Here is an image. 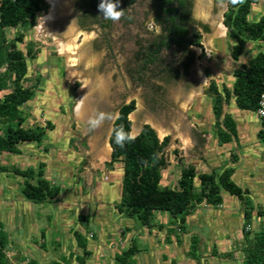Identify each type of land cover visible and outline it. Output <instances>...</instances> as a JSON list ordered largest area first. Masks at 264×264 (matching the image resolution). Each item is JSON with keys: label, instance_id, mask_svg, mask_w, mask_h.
I'll list each match as a JSON object with an SVG mask.
<instances>
[{"label": "rangeland", "instance_id": "1", "mask_svg": "<svg viewBox=\"0 0 264 264\" xmlns=\"http://www.w3.org/2000/svg\"><path fill=\"white\" fill-rule=\"evenodd\" d=\"M49 1L43 0L46 8L36 18L32 28L10 30L7 34L10 39L18 35L23 36V42L17 43L16 47L25 55L27 50H32V57L26 56L27 73L23 85L33 92V98L22 107L26 118L24 127L45 126V122L49 121L54 129L46 132L41 144L27 143L20 146L21 154L18 156L0 154V169H36L38 163L42 162L45 164V179L52 186L59 187L60 192L55 202L34 204L21 194L22 178L0 171V223L8 238L15 239L8 243L5 251L8 264H27L30 260L49 264L51 260H60L58 253L56 254L59 250L58 244L53 240V235L47 236V241L39 240V232L48 224V217L55 219L57 225L61 222L65 229L71 227L80 232L90 245L101 238L103 228L112 230L128 227L135 234H139L142 231L140 224L136 220L120 216L114 208L119 202L122 163L118 161L109 164V139L118 109L134 102V111L128 116L131 123L129 134L133 138L139 135L145 125L155 131L160 141L165 137L169 138L164 148L168 165L160 172V187L175 189L182 169V152L179 147L182 144L188 146L192 142H196L195 148L201 146L207 139L202 138L204 133H199V129L194 125L198 122L200 126L207 128L211 122L214 123L212 95L208 91L209 81L227 86L229 82H233V71L248 59V54L244 51L239 62L234 63L229 54L231 42L226 36V29L223 36L216 31V25L222 24L223 14L227 10V0H206L205 17L199 16L197 0H193L194 18L205 25L208 32L196 40L202 49L195 48L196 59L192 65L186 67L183 65V59L177 54L165 56L153 66L142 65L140 54L154 33L149 27L150 16L140 14L142 10L137 9V16L131 22H113L112 29L104 34L94 23H87L83 18L90 5L99 0H72L68 23L74 28L77 45L84 43L83 52L90 54L93 60L89 73L86 70L87 62L74 72L85 77L93 74L92 77L107 79L109 84L103 114L110 115L111 118L105 119L99 128L89 132L87 122L80 123L74 114L81 83L77 78H68L70 64L60 55V47L57 44L61 40L53 35L48 27L43 26V19L50 13ZM263 13L264 0H256L248 19L255 22ZM79 25L83 26V29H80ZM247 44L248 51L260 48L264 50V46L259 43ZM201 77L204 78V84ZM11 89V82L7 81V90L0 92V99ZM228 113L236 116L240 129L245 127L248 135L243 136L241 131L237 144L219 145L217 139L215 143L208 140L218 151L217 160L222 166H231L230 153L238 158L235 180L238 187L251 192L248 198L255 210L251 224L246 228L250 233L249 238H252L264 228V225L257 221V212L264 213V183L256 186L254 182V179L264 178V144L256 139L260 125L254 112L241 111L233 104L228 107ZM213 131L214 126L211 129V132ZM195 185L198 186L197 181ZM221 196L226 199L223 207L227 214L232 211L231 216H234L231 218L232 223H227L229 231L225 232L232 245L226 263L242 264L244 249L247 246L242 233V213L234 211L237 202L235 197L224 191ZM203 210L200 208L199 212ZM9 212L40 219L37 220L38 232L34 235L38 239L37 242L31 238H28V241L16 239L17 234L23 236L22 230L18 231L15 226L8 224ZM77 216L89 219L87 229L80 227ZM154 216L155 225H163V230L159 232L154 228V237L150 241L165 242L167 230L172 228L175 233L170 235L171 241L180 239L190 243V238L195 233L192 225L182 233L178 230L177 223L171 221L167 214L156 211ZM228 218L229 216L226 220L230 221ZM89 233L95 236L94 240L89 238ZM57 235L63 248L68 249L66 232ZM139 236L142 237L143 234ZM70 239L74 241L72 236ZM139 239L149 241L148 238ZM204 239L201 241H211L209 238ZM35 243L42 244L46 253L40 250L39 246H35ZM144 246V251H148L139 255L137 261L157 264L151 257L150 245L149 248ZM160 249L166 253L172 248L164 245ZM153 252L158 253L156 249H153ZM146 255L149 258L144 259Z\"/></svg>", "mask_w": 264, "mask_h": 264}, {"label": "trees", "instance_id": "2", "mask_svg": "<svg viewBox=\"0 0 264 264\" xmlns=\"http://www.w3.org/2000/svg\"><path fill=\"white\" fill-rule=\"evenodd\" d=\"M256 0H227V10L223 14L222 25L226 28V36L231 42L229 47L230 58L234 63L239 62L248 42L259 43L264 46V13L255 22H250L248 17ZM46 8L43 0H0V92L7 90V81L11 82L12 89L0 99V154L18 156L20 146L27 143L41 144L46 132L53 131L51 122L45 126L25 128V115L22 107L33 98V92L24 87L23 81L27 73L26 56L32 57L29 49L26 55L17 49L16 44L23 42V36L18 35L10 39L7 31L32 28L36 18ZM158 13L156 21H160ZM204 31L208 32L207 27ZM197 48L202 49L199 43ZM233 84L231 89L222 86L219 91L217 84L210 80L208 91L212 95V114L214 116V132L218 143L228 144L236 140V125L232 117L223 114V105H228L233 99L235 106L246 112H254L261 93L264 92V50L258 49L257 53L246 65L242 64L232 74ZM135 104L130 102L119 108L113 122L109 145L111 147V162L122 163V179L120 199L115 205L117 214L136 220L142 227L152 229L156 227L163 230V225H155L154 212L167 214L170 220L177 223V228L182 233L186 232V219L192 214L193 209L205 204L218 207L222 204L221 192L224 191L235 197L241 205L243 216L242 233L247 241L244 249L242 264H264V228L249 238L250 233L246 228L251 224L254 207L248 198L249 192L242 190L232 180V168L223 170L220 174L197 173L192 166L183 167L175 189L161 188L160 172L168 165L164 157V148L169 138L159 140L155 131L148 125L142 127L138 136L119 148L114 143V129L123 126L126 133H130L131 123L128 119L134 111ZM257 138L264 143L263 128L257 133ZM232 162L236 159L231 157ZM1 172L12 174L23 179L21 194L34 203L55 202L60 189L52 186L45 179V164L40 162L35 168L21 170L3 167ZM198 182V188L195 181ZM259 216L264 213L257 212ZM79 222L85 218L78 217ZM175 229L167 230L166 241L169 243L170 235ZM43 238V232L41 233ZM73 238L81 254L75 256L76 264H85L90 256L87 250V241L84 236L74 232ZM177 241H181L177 239ZM8 237L0 223V264H8L6 248ZM198 239L190 238L188 256L196 257ZM40 249L44 250L41 244ZM137 249L130 245L126 250L116 255L115 264H136L132 257ZM27 264H38L30 260ZM52 264H64V261H54ZM172 264L175 262L172 261Z\"/></svg>", "mask_w": 264, "mask_h": 264}, {"label": "crops", "instance_id": "3", "mask_svg": "<svg viewBox=\"0 0 264 264\" xmlns=\"http://www.w3.org/2000/svg\"><path fill=\"white\" fill-rule=\"evenodd\" d=\"M248 46L249 44L246 45V48L244 50L248 54L247 62L251 58H253L258 51L257 49H252L248 51L247 50ZM247 62L244 65H246ZM216 84L219 88V91L221 92L223 85H219V83H216ZM232 84L233 82L232 83L229 82L227 86L226 85L224 86L230 90ZM233 104H234V100L232 99L228 105L224 104L223 109H222V113L230 115L236 125V140L231 141L228 144H231V143L237 144L240 139L241 131H242L243 136L248 135L247 134L248 130L245 127H242V130L240 129V125L238 123V120L236 119V116L234 114L231 115L228 113V107ZM213 124L214 123L211 122L207 128L200 126L198 122L194 125L195 128L199 129L198 130L199 133L201 132L204 133L202 134V138H206L207 140L198 148H195L196 142H192L188 146L182 144V146L179 147V150L182 152L180 155V158L182 159L181 160L182 168L187 167V166H192L194 167L197 173H206V174L211 173V172L220 174L223 170L227 168H232L234 172L231 176V180L237 185L235 176L237 174L236 165L238 164V158L233 153H230L229 161L231 163V166H226V165L222 166L219 163V161L217 160L218 154H216L218 153V151H216V149L214 148V145H212L211 142L208 140V139H210L211 141L213 140L215 143V140L217 139L216 133L214 131L211 132L212 126H214ZM259 125L261 129L262 125L260 121H259ZM256 139L258 140L257 134H256ZM228 144H223V145H228ZM232 156L235 157L236 159L235 162H232V159H231ZM262 167H264V162L262 163ZM250 177L253 178L252 175ZM254 182H255V185L258 186V184H260L261 182L262 184L264 183V178L254 179ZM119 188L121 189V186ZM196 188H198V186H196ZM243 190H247L249 192L250 195H248V197L251 196V192L248 189H243ZM119 199H120V196H118V200ZM222 200H223L222 204L218 207H212L208 205H206L207 207L202 206L204 203L196 206L193 209L192 214L188 216L186 219V228L192 225V229L195 230L194 235L198 239L195 259H192L188 256L190 243L188 244L186 241H176V242L170 241L169 243L167 241L165 242L150 241L154 237L152 236L153 234L152 232H153V229L156 227L148 230L140 225V227L142 228V231L139 232V234H135L128 227H125L123 229L113 228L112 230L103 228L101 232V236H100L101 238L98 237L99 240L94 241L93 245H90L89 241L85 237L87 241V250L90 253V256L87 258L85 264H88V263L89 264H115V261H114L115 256L120 254L122 251L126 250L130 245H134L137 249L136 254L132 257V260L136 264H147V263H142V262L137 261L139 255L143 254V252L145 251H148L146 249L144 251V248H143V246L147 244L148 245L144 247L149 248V245H150L151 250H152L150 252L151 257H153V259L157 261V264H160V263L172 264V261L175 262V264H227L226 259L230 256L229 251L231 250L232 245H231V241H228V236L226 235L225 232L229 231L227 228V223L231 222L232 221L231 218L234 216L233 215L231 216L232 211H230V214L228 213L229 215L227 214V211L223 207L225 205L226 199L222 197ZM200 208H203L204 210L199 212ZM100 209H101V206H100ZM234 211L236 212L238 211L242 213L241 205L238 200L234 207ZM9 213L7 214L8 224L13 227L15 226L18 231L22 230L23 236H20L17 234L16 239H18L19 241H28V238H31V240L33 239L35 242H37L38 239L34 237V235L37 234L38 232L37 220L40 221V219L37 218L36 220L33 216L26 217L22 215L20 216L15 215L12 212L10 214ZM227 216H229L230 219L229 218L228 219L230 221L226 220ZM78 217H82V216L76 217V220L80 224V227L84 226L87 229L89 219L86 217H83L85 218V221L79 222ZM55 222H56L55 219L52 220L48 217L47 218L48 224L39 232L40 233L39 240L47 241V236L53 235V240H56L58 244L59 250L56 251V254L58 253L60 260H51L49 264H52V262L54 261H64V262H69V264H76L75 256L80 255L81 251L76 246L75 240L73 238V233L76 232L80 234V232L74 231L71 227L68 229H65L66 227H64L61 222L59 224L61 226L59 227V225H57ZM133 224L135 226V223ZM42 232H43V238H41ZM60 232H61V235L66 232L65 239L68 245V249L66 250L63 248V245L60 242L61 240L59 236L57 235ZM141 234H143L142 237L139 236ZM31 235L34 238L31 237ZM87 235L89 236L90 239L94 240L95 236L92 233H89ZM70 236H72L74 241L70 239ZM22 237H24L25 240H23ZM139 238H142V239L148 238L149 241H139L140 240ZM204 238H209V240L211 241H201V239L205 240ZM14 240L15 239L13 238H8V243H11L10 241H14ZM40 245H37L35 243V246L40 247ZM164 245H167L171 247L172 249L171 250L168 249V252L163 253L162 249L160 248H162ZM153 249H156L158 253L155 254L156 252H153ZM43 251L46 253L45 250ZM145 258L147 259L149 257L146 255L144 259Z\"/></svg>", "mask_w": 264, "mask_h": 264}, {"label": "flooded vegetation", "instance_id": "4", "mask_svg": "<svg viewBox=\"0 0 264 264\" xmlns=\"http://www.w3.org/2000/svg\"><path fill=\"white\" fill-rule=\"evenodd\" d=\"M90 5L89 10L84 12V21L95 24L99 31L104 34L113 27V22H107L100 17L97 11V4ZM137 9L142 10L140 14L150 16L149 27L153 30V36L147 40L142 49L143 66H153L163 57L172 54L179 55L183 59L184 67L190 66L196 59L195 43L203 34L205 25L199 23L193 14V0H166L156 2L154 0H120L118 10L124 11L118 22H131L137 16ZM160 14L161 20L156 18ZM176 14V18L173 16ZM180 25H190L195 29L191 35L190 30ZM80 29L83 26L79 25ZM208 29V28H207ZM189 39L188 43L184 40ZM119 110V109H118Z\"/></svg>", "mask_w": 264, "mask_h": 264}, {"label": "bare ground", "instance_id": "5", "mask_svg": "<svg viewBox=\"0 0 264 264\" xmlns=\"http://www.w3.org/2000/svg\"><path fill=\"white\" fill-rule=\"evenodd\" d=\"M72 0H50V13L43 19L44 25L48 27L52 34L59 37L61 42H57L60 47V55L66 58L69 63L68 78H77L81 83V89L77 95V104L74 107V114L80 123L87 122L90 117L103 113L105 108V96L108 91V80L104 78L92 77L93 74H78L75 71L85 62L87 73L92 69V56L84 53L85 44L77 45L74 37V28L68 23L70 18ZM197 12L199 16L205 17L206 0H197ZM219 35H224L225 28L221 23L216 25ZM59 40V39H58ZM89 71V72H88ZM198 73V72H197ZM72 80H70L72 82ZM204 84V78L201 77ZM202 86V85H201Z\"/></svg>", "mask_w": 264, "mask_h": 264}, {"label": "clouds", "instance_id": "6", "mask_svg": "<svg viewBox=\"0 0 264 264\" xmlns=\"http://www.w3.org/2000/svg\"><path fill=\"white\" fill-rule=\"evenodd\" d=\"M120 7V0H99L97 4V11L104 21L117 22L121 16L124 15V11L118 10ZM111 116H106L103 113L96 114L94 117H90L87 121L88 131H94L99 128L105 119H110ZM133 137L126 133L123 126L114 129V143L119 148H123L125 143L131 141Z\"/></svg>", "mask_w": 264, "mask_h": 264}, {"label": "built area", "instance_id": "7", "mask_svg": "<svg viewBox=\"0 0 264 264\" xmlns=\"http://www.w3.org/2000/svg\"><path fill=\"white\" fill-rule=\"evenodd\" d=\"M255 114H256L258 120L260 121V123L262 125V128L264 130V92L261 93V95L259 96ZM257 221L260 224L264 225V215L263 216H258L257 217Z\"/></svg>", "mask_w": 264, "mask_h": 264}, {"label": "water", "instance_id": "8", "mask_svg": "<svg viewBox=\"0 0 264 264\" xmlns=\"http://www.w3.org/2000/svg\"><path fill=\"white\" fill-rule=\"evenodd\" d=\"M154 1H156V2H163V1H166V0H154ZM172 1H176V0H172ZM175 18H176V14H174L173 15ZM181 27H183V28H187V29H189L190 30V34L192 35L193 33H194V31H195V29L193 28V27H191L190 25H180ZM225 28V27H224ZM226 29V28H225ZM188 41H189V39H187V40H184L183 42L186 44V43H188Z\"/></svg>", "mask_w": 264, "mask_h": 264}]
</instances>
